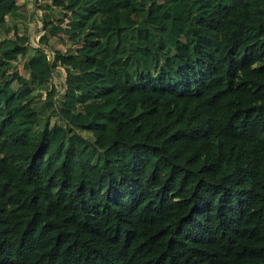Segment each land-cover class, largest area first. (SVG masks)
Returning <instances> with one entry per match:
<instances>
[{
    "label": "trees",
    "instance_id": "obj_1",
    "mask_svg": "<svg viewBox=\"0 0 264 264\" xmlns=\"http://www.w3.org/2000/svg\"><path fill=\"white\" fill-rule=\"evenodd\" d=\"M46 4L0 0V264H264V0Z\"/></svg>",
    "mask_w": 264,
    "mask_h": 264
},
{
    "label": "rangeland",
    "instance_id": "obj_2",
    "mask_svg": "<svg viewBox=\"0 0 264 264\" xmlns=\"http://www.w3.org/2000/svg\"><path fill=\"white\" fill-rule=\"evenodd\" d=\"M18 1H21V0H18ZM22 1H24L27 5L28 14H27V17L20 19V23H19L21 27L20 30L27 31L31 43H35L34 38L38 35V32L40 31L37 28L40 26L41 17H46V16L49 17L51 13H56L57 6L55 5L47 6L46 3H49V5H51V0H46L47 2L45 1L46 2L45 4L39 3V4H36L35 6H33V4L31 3L32 0H22ZM51 19L54 20V17H52ZM75 33L76 31H72L71 35ZM50 40L52 41V45H53L52 49H55V50L65 49L68 46L74 47L75 45H77V43H80V42H77V43L71 42L70 38L68 37V34H64L62 32H58L52 35L50 37ZM31 51H32V47L28 46L26 52L29 53ZM49 55L50 57H54L52 51L49 52ZM25 56L26 54H24L23 56H21L20 58L16 60H11L9 62L8 68L10 70H16L19 74L27 76V72L21 66V61L23 60ZM62 67H63V63H59L58 66L54 68V72L51 78L53 82H57V88L59 86V83L63 84L62 78L60 80H57L60 78L61 74L59 73V70H61ZM56 71H58V73ZM60 87L61 86H59V91L62 90V87L61 88ZM35 90H37V87H34V91ZM41 96H44V92H42ZM49 113L50 114H48V120L45 124L46 127H51L53 123L60 122L58 115H57V106H56V114H54L51 111ZM63 128L65 131V135L69 134L70 128L67 123H64ZM83 134L89 139L93 138V135L90 131H83ZM47 135H48L49 146H53L59 141V137L56 135L54 131L49 132Z\"/></svg>",
    "mask_w": 264,
    "mask_h": 264
},
{
    "label": "built area",
    "instance_id": "obj_3",
    "mask_svg": "<svg viewBox=\"0 0 264 264\" xmlns=\"http://www.w3.org/2000/svg\"><path fill=\"white\" fill-rule=\"evenodd\" d=\"M41 0H32L31 1V3L33 4V6L35 5V4H37V2H40Z\"/></svg>",
    "mask_w": 264,
    "mask_h": 264
},
{
    "label": "clouds",
    "instance_id": "obj_4",
    "mask_svg": "<svg viewBox=\"0 0 264 264\" xmlns=\"http://www.w3.org/2000/svg\"><path fill=\"white\" fill-rule=\"evenodd\" d=\"M41 1H42V0H41ZM41 1H40V2H41ZM35 5H36V4H35ZM35 5H34V6H35Z\"/></svg>",
    "mask_w": 264,
    "mask_h": 264
}]
</instances>
